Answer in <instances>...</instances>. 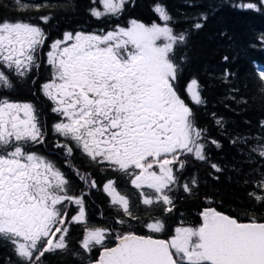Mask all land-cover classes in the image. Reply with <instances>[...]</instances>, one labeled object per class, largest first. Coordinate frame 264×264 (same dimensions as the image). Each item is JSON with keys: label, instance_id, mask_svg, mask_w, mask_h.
Segmentation results:
<instances>
[{"label": "snow or ice", "instance_id": "6c2138e0", "mask_svg": "<svg viewBox=\"0 0 264 264\" xmlns=\"http://www.w3.org/2000/svg\"><path fill=\"white\" fill-rule=\"evenodd\" d=\"M13 2L20 12L45 7L29 0ZM128 2L103 0L105 11L92 9L91 14L97 18L117 16ZM235 6L260 11L251 2ZM154 10L164 26H146L133 20L131 27L104 35L65 32L62 40L52 42L47 53L52 79L41 90L60 117L52 128L64 142L57 141L55 147L71 157L74 146L91 162L127 176L139 193L140 204L147 209L158 204L170 213L175 207L173 192L182 190L191 195L199 187L197 177L182 181V176L189 158L210 162L206 151L209 141L176 87L180 79L176 50L186 44L187 36L174 34L168 26L173 18L164 7L156 5ZM41 19L47 23L51 17ZM192 27L199 30L203 24L196 22ZM261 39L264 42V37ZM46 40L47 34L38 24L0 19V87L13 89L10 73L27 78L39 67L37 56ZM257 69L264 94V71L259 66ZM198 88L193 79L187 91L199 105ZM214 123L225 129L223 120ZM247 139L240 138V142L247 143ZM45 140L44 124L34 104L0 98V242L14 248L16 264H45L46 253L58 252L72 253L81 264H264V222L254 218L238 222L214 208L201 213L200 226L177 227L169 239L131 231L113 233L110 228L90 225L84 196L72 195L63 172L32 150ZM210 143L220 147L216 140ZM251 151L264 159V143ZM210 166L222 171L215 163ZM76 174L89 188L97 187L89 174ZM115 185V180H109L103 191L128 218L116 219L123 228L140 217L132 211L130 198ZM257 186L264 190V179ZM256 199L264 202V196ZM72 204L77 206V214L69 219ZM73 223L84 226L80 246L86 257L69 247L67 237ZM145 227L152 233L165 231L159 219ZM113 234L118 243L109 247L105 241ZM94 249L101 250L98 258L91 257Z\"/></svg>", "mask_w": 264, "mask_h": 264}, {"label": "trees", "instance_id": "16d2710c", "mask_svg": "<svg viewBox=\"0 0 264 264\" xmlns=\"http://www.w3.org/2000/svg\"><path fill=\"white\" fill-rule=\"evenodd\" d=\"M29 2L45 7L38 11L20 12L16 10L13 0H0V19H22L38 24L47 34V40L37 56L39 67L33 68L27 78L9 74L14 85L10 94L16 99H31L39 108L45 105L41 120L46 140L42 145L32 146V150L46 156L63 172L70 182L72 195L84 196L86 219L90 225L110 228L113 233L131 231L138 235L169 239L175 235L177 227L200 226L202 220L197 210L207 205L226 215L231 214L238 221H251L253 218L264 221V202H257L256 199V196H264V190L257 186L264 179V159L251 151L259 143H264V140L257 139L264 138V127L261 126L264 123V94L260 91L262 82L257 69L259 66L260 71H264V42L261 39L264 37V5L261 0H129L122 14L104 15L101 18L91 14L92 9L103 13L101 0ZM249 2L257 4L260 11L235 6ZM156 5L164 7L173 18L168 26L174 34L183 32L187 36L186 44L178 46L176 50V62L180 68L176 87L209 141L206 151L210 162L189 158V165L182 176V181L197 177L199 187L191 195L182 190L173 192L175 207L170 213L164 212L158 204L147 209L139 203V193L127 176L91 162L78 148L73 146L72 156L66 157L63 149L55 147L57 141L64 142V138L52 128L59 119L58 115L50 112L53 107L48 105L50 102L47 99L40 104L37 101V98L42 100L39 91L50 76L46 51L52 42L62 40L65 32L102 34L126 27L133 20L146 26L153 23L164 25L165 22L154 10ZM45 16L51 17L47 23L41 19ZM196 22L203 24V27L194 29L192 25ZM193 79L199 85L202 99L199 105L187 91ZM7 97L6 88H0V98ZM216 119L225 122L224 130L214 123ZM245 137L248 138L247 143H241L240 138ZM234 139L235 144L232 143ZM211 140H216L220 147L212 145ZM210 163L219 165L222 171L216 172ZM77 171L82 175L89 174V179H94L97 187L89 188L76 174ZM109 180H115L117 190L130 198L132 211L140 217L139 220H130L123 228L115 223L117 218H128L118 211L111 202L112 198L103 191ZM76 214L77 206L70 205L69 219ZM154 219L164 222V232L152 233L145 227ZM84 235V226L73 223L67 239L73 252L86 257L88 254L80 246ZM115 242L114 234L105 241L109 247ZM100 251L94 249L91 257L98 258ZM44 259L45 264H81L79 257L72 253H46ZM17 260L14 248L0 242V264H16Z\"/></svg>", "mask_w": 264, "mask_h": 264}, {"label": "flooded vegetation", "instance_id": "af4514ba", "mask_svg": "<svg viewBox=\"0 0 264 264\" xmlns=\"http://www.w3.org/2000/svg\"><path fill=\"white\" fill-rule=\"evenodd\" d=\"M40 52H41V50L39 51V53L38 54H40ZM11 79V78H10ZM33 83V82H32ZM40 92V96L42 97V100L41 101H39L40 99L39 98H37V101L39 102V104L40 103H44V100L45 99H47V97L43 94V92H42V90L41 91H39ZM6 93H7V95H8V97H7V99H10V100H12V101H16V102H29V103H32V104H34L35 106H36V108H37V110H38V113H39V116H40V119H41V112L44 110V107H45V105H44V107L43 108H39L38 107V104L36 103V102H34L33 100H31V99H16V98H14V97H12V95L10 94L11 93V90H9V89H7L6 90ZM40 97V98H41ZM48 100V99H47ZM50 103H48V105L50 106V107H53V104H52V102L50 101V100H48ZM50 112H52V113H54L52 110H50ZM59 119H58V121L60 120V117L59 116H57ZM58 121H56L55 123H57ZM55 123H53V125L55 124ZM36 146V145H35ZM82 175V174H81ZM80 179V178H79ZM92 179V178H91Z\"/></svg>", "mask_w": 264, "mask_h": 264}, {"label": "rangeland", "instance_id": "374dc122", "mask_svg": "<svg viewBox=\"0 0 264 264\" xmlns=\"http://www.w3.org/2000/svg\"><path fill=\"white\" fill-rule=\"evenodd\" d=\"M101 4L103 5V0H101ZM105 10H104V7H103V12H104ZM162 20V19H161ZM163 21V20H162ZM152 25V24H151ZM151 25H147V26H151ZM159 25H161V26H164L163 24H159ZM129 27H131V23L128 25V26H126V27H119V28H129ZM119 28H117V29H111V30H109V31H107V32H105V33H102V34H97V35H104V34H106V33H108V32H112V31H116V30H118ZM69 43H71V42H69ZM158 43H160V42H158ZM51 50V45L48 47V50L46 51V57H47V53L49 52ZM49 67H50V76H49V78L47 79V81H45V83H47V82H49L51 79H52V68H51V66L50 65H48ZM5 71H7V70H5ZM11 74H14V73H11ZM15 75V74H14ZM44 83V84H45ZM0 88H3V87H0ZM6 90H7V88H6ZM64 152V151H63ZM145 190H147V189H145Z\"/></svg>", "mask_w": 264, "mask_h": 264}, {"label": "water", "instance_id": "95a60500", "mask_svg": "<svg viewBox=\"0 0 264 264\" xmlns=\"http://www.w3.org/2000/svg\"><path fill=\"white\" fill-rule=\"evenodd\" d=\"M207 208H213V207H210L209 205H207V206H200V207L198 208L197 211H198V213H199V215H200V217H201V220H202L201 213H202L205 209H207ZM214 209H216V208H214ZM216 211H218V212H220V213L226 215L225 213H223V212L220 211L219 209H216ZM227 216L232 217L231 214H229V215H227ZM232 218H233V217H232ZM238 222L247 223V222H250V221H238ZM257 222H264V221H257ZM159 239H160V238H159ZM117 243H118V241L116 240L115 244H114L113 246H111V247H114Z\"/></svg>", "mask_w": 264, "mask_h": 264}]
</instances>
